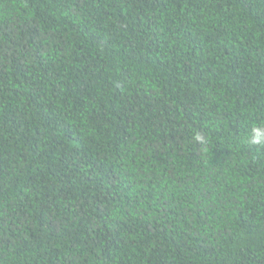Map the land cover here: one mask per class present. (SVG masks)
Masks as SVG:
<instances>
[{"label": "trees", "instance_id": "16d2710c", "mask_svg": "<svg viewBox=\"0 0 264 264\" xmlns=\"http://www.w3.org/2000/svg\"><path fill=\"white\" fill-rule=\"evenodd\" d=\"M262 123L264 0H0V264H264Z\"/></svg>", "mask_w": 264, "mask_h": 264}, {"label": "clouds", "instance_id": "9594fccd", "mask_svg": "<svg viewBox=\"0 0 264 264\" xmlns=\"http://www.w3.org/2000/svg\"><path fill=\"white\" fill-rule=\"evenodd\" d=\"M193 139L197 141L204 151H207L210 141L199 132H194ZM246 142L252 145L264 146V123L254 124L246 136Z\"/></svg>", "mask_w": 264, "mask_h": 264}]
</instances>
